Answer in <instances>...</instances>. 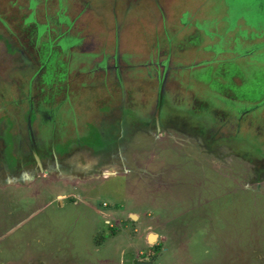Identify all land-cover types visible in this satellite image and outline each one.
Instances as JSON below:
<instances>
[{"label":"rangeland","instance_id":"1","mask_svg":"<svg viewBox=\"0 0 264 264\" xmlns=\"http://www.w3.org/2000/svg\"><path fill=\"white\" fill-rule=\"evenodd\" d=\"M64 1L68 29L57 21L58 0H0V264H264V179L254 182L264 174V0ZM63 31L72 36L60 44L79 50L72 62L88 68L60 84L48 104L61 108L53 123L41 104L52 88L35 76L38 116L29 130L36 141L52 125L61 134L68 122L72 140L81 132L93 141L86 125L98 116L92 95L113 92L118 106L152 110L159 88L161 106L189 111L194 116L184 112L181 120L211 130L203 137L172 127L136 133L129 144L136 154H123L128 189L120 193L104 187L92 200L73 177L54 178V164L36 151L38 165L27 152L28 90L18 81L46 63L40 44ZM103 80L112 83L95 85ZM137 192L143 196L130 195ZM147 232L159 234L150 248L137 237Z\"/></svg>","mask_w":264,"mask_h":264},{"label":"crops","instance_id":"2","mask_svg":"<svg viewBox=\"0 0 264 264\" xmlns=\"http://www.w3.org/2000/svg\"><path fill=\"white\" fill-rule=\"evenodd\" d=\"M78 41L80 43L81 39L78 38ZM74 47L75 45L73 46V48ZM69 48L71 49V47ZM80 53H84V51L82 50V52ZM112 54L114 55V52ZM97 56H102V54L100 53V55L98 54ZM103 56L106 59V64L104 66L102 64L101 66L108 73L107 71L109 70L108 58L110 56V50H109V53H107V51L104 49ZM103 56L101 58H103ZM98 65L100 64L97 63V66ZM116 71H118V69ZM96 78H98V76H96ZM109 83H112V81L103 80V81L97 82L95 85L100 87L101 89L102 88L105 89L104 86L108 85ZM61 88L59 92H61ZM94 93L95 92H93L92 94ZM96 96H98L99 99H97ZM92 99L93 100L88 99V103L92 105V108H93L92 110H95L98 113V116L95 121L93 122L88 121L86 125L89 124L90 126H92V129L95 132L94 134V137H96L95 140L90 141L89 140L90 138H87L85 135L81 134V132H76L77 136L76 138L72 140L69 136L70 135L69 126H71L72 128L73 123L72 125H70V123H68L69 125H67V123L64 124L62 126V128H64L62 130V133L57 134L58 138H60L61 136H63L64 138L62 141L63 142L62 145H59L58 142L56 144L58 158L56 159L57 161H55L57 163V169H59L58 171H61V174L65 173L63 177L66 176V179L73 177L75 184H81V185L86 186L81 189L82 191L86 192L85 195H87L90 198H92V196L94 195H98V194L101 195L102 194L101 192L103 191L100 192V189L103 190L104 187L108 189L109 187H112L113 192H110L111 195L112 193H120L122 192V190L126 191L128 187L126 185V181L123 179V175H124L123 171H125L123 168L126 167L128 169L129 161L124 159L123 154L128 152L131 156H133L136 154L135 151L137 150L136 147H132L133 148L132 151L129 149L130 141H132L131 139H133L136 136L135 135L136 133H139L141 131L143 133H146L147 135L151 134L154 136L155 134L153 133V131L160 133L159 132L160 130L158 128L155 127L156 129H154L153 127L154 125L147 123L149 122L148 120L150 119V117H152L153 115L152 114L153 109L151 110L144 106V109L140 110L141 107L137 108L135 103H127L126 105L118 106L117 96L113 92L112 93L107 92V95L98 93V95H92ZM49 107L50 105L48 106V108ZM159 115H160V112H159ZM31 117H33L32 112H31ZM53 122H54V119H52V123ZM52 127L54 126L53 125L51 126V129L48 131L49 133L54 131ZM96 139H99V141H97ZM136 142L141 143L142 139L138 137ZM147 143L148 145L151 146L153 143V140L151 139ZM71 147H73V152L71 150L70 151L67 150ZM66 151L69 152V155L66 153ZM138 164L140 163L138 162ZM122 165H125V166H123L122 168ZM106 169L108 171H111V174L108 176V180L103 181L105 180L104 178L106 177H103L102 173H103V170H106ZM118 173H121V177L116 175ZM57 179L59 181L60 180L64 181V178H61L60 176ZM99 181H101V184L99 183ZM115 182L117 184H121V186L117 187ZM96 183H99V186H97ZM87 185H89V187H87ZM114 185H116V191L114 190ZM93 189H97V191L99 190L98 193L92 194ZM79 195L83 196L84 193H81ZM130 195L140 197L142 194L137 192L135 195L131 193ZM143 198L146 199L145 196ZM110 199L111 197L108 196L107 197L108 201L116 202L115 199L113 198L111 200ZM64 203L65 201L61 203V207L65 205ZM130 215L131 213H128L129 217ZM136 218H137V215L135 219ZM150 233H153V232H149V233L147 232L145 233V235H143L142 233H139L137 235V237L140 238V240L142 239L141 242L143 243L145 248H150V246H153L152 244L148 243L149 242L148 235ZM154 234L156 235V239L159 238L158 233H154ZM155 248L156 247H154V249ZM136 260L137 259H134V261Z\"/></svg>","mask_w":264,"mask_h":264},{"label":"trees","instance_id":"3","mask_svg":"<svg viewBox=\"0 0 264 264\" xmlns=\"http://www.w3.org/2000/svg\"><path fill=\"white\" fill-rule=\"evenodd\" d=\"M64 2H65L64 0H58V9L59 10L57 9V14H58L57 21H58V23L61 22V23L65 24L67 26V29H68L71 26V21L69 20V18H67L66 13L64 12L65 9L62 8V7H64L63 6ZM32 23L35 24V26H36V33H37L36 40H37L38 36H39L38 35V26L40 24L36 21L35 16H34V21ZM42 26H44V29H45L44 32H47V35H48V32H49L48 23H45ZM65 35L72 36L71 33H68L67 31H63L62 34L58 35V39L56 38L57 40H55V41L48 40L47 42H50V44L49 43L45 44L47 42L43 41V43L40 44V50H42L41 53L44 54V55H42V57L44 58V61L46 63H41L38 67V70H35V67H33L32 75L29 78L24 79V76H22L23 80L21 79L20 81H18V83H22V84L26 83L27 84L28 95L25 97L27 99V103L31 102L30 92L31 91L34 92L32 90L31 84L34 83L33 80H34L35 76L39 75L38 78L36 79L37 83H43L45 86L52 88V90H50V91H45L44 95L42 97L41 104H44V102H45V104L48 105L53 101L52 99L54 98V95L59 93V90L61 88L60 87L61 83H67V84L70 83L71 84L72 77L70 75L73 72L75 73V71L82 72V71L87 70V68H88L87 65L82 66V67H79L77 65V63H79L81 60L76 62V64H75V62L74 63L72 62V60L74 59L73 57H75L76 53L79 52L78 50H74V48H73L74 45L69 46V47H71V49H70L69 47H67V44L66 45L60 44V40L63 38L66 40L67 43H69V39L71 37H66ZM77 41H78V38H77ZM35 45H36V41H35ZM75 46H76V43H75ZM43 47H45V49ZM46 48H47V50H46ZM62 56L64 57L65 60L61 58ZM42 57H40L41 60H42ZM99 63H102V62L100 61ZM68 64H71V65H68ZM162 77L163 76H161V78H159V82L162 81ZM18 86L19 85H17V88H18ZM64 88H68L67 85ZM35 90H36V88H35ZM50 108H51V110L49 108H47L48 114L45 116H49L51 123H52V119H53V116L55 115V112L59 111V109L61 110V108L59 105L57 107L52 106ZM27 112H31V111L27 110ZM35 115L38 116L37 113H35ZM45 116H44V118H45ZM68 123H70V122H68Z\"/></svg>","mask_w":264,"mask_h":264},{"label":"flooded vegetation","instance_id":"4","mask_svg":"<svg viewBox=\"0 0 264 264\" xmlns=\"http://www.w3.org/2000/svg\"><path fill=\"white\" fill-rule=\"evenodd\" d=\"M158 100L157 99V103H158ZM168 104V103H165V105ZM158 106V105H157ZM157 106H155V108H153V112H152V117H150V119L148 120L149 122H147L148 124H151V125H154V129L158 128L159 130H162L164 131L166 128H169V127H172L174 129H178L179 131L183 132L185 135H189L190 134H193V135H199L200 137H203V135L205 134H208V131L211 130L210 127H207V128H200L199 126L201 125H198V124H195V123H191L190 121L187 120V122H185L184 120H181V119H184L182 118L183 117V114L184 112H186V115L187 117H191V116H194L192 115L191 112L189 111H184L182 109H178V108H175V107H172V106H166L165 108L163 106H161V103L159 105V112H160V115H159V120H158V127L157 125L155 126V121H154V113L156 111V108ZM28 111L30 110L33 115L35 113V109H34V112H33V104L31 102L28 103ZM31 112H28V124H27V127H28V144L26 143V147H28V154L34 158L33 156V151H37L38 154L40 155H43L45 161L47 162V165L49 166L50 164H54L55 165V168H52L54 171L51 173V175L54 177V178H58L59 176L61 178H63L61 176V173L58 172L57 170V163L55 161H57L56 159L58 158V155H57V142L59 145H62L63 144V136H61L60 138L57 137V134H55L54 132H47L45 134L42 133V139L36 141L35 138L33 137L32 133H31V130H29L30 128V118H31ZM187 114H190V115H187ZM185 119H188V118H185ZM26 120V121H27ZM147 124V125H148ZM156 127V128H155ZM200 128V129H199ZM202 129V130H201ZM202 135V136H201ZM223 138L222 139V142L224 141H227L230 143V139L227 138L225 135H221ZM212 139H214L215 137H211ZM229 139V140H228ZM57 140V141H56ZM221 142V143H222ZM38 143V144H37ZM223 145V143L221 144ZM220 145V147H221ZM239 146V144L236 146V148ZM60 147V146H59ZM54 148V149H53ZM235 149V151H233V153L237 154V155H240V147L238 149ZM39 149L42 150L39 151ZM72 152H73V148L70 149ZM239 150V152H238ZM63 153V152H62ZM66 153L69 155V152L66 151ZM64 154V153H63ZM46 155H48V158L46 159ZM8 156L11 157L12 156V147L10 149L9 147V151H8ZM63 159V158H62ZM56 163V164H55ZM43 165H44V162H43ZM44 167V166H43ZM40 168V167H39ZM47 170V168H43V170ZM45 170V171H46ZM50 172V170H49ZM105 173V171H104ZM17 175L20 174V173H16ZM14 174V175H16ZM13 175V176H14ZM256 175V174H255ZM13 176H10L8 177L9 179H12ZM109 176V175H108ZM107 175H105V177H108ZM256 177V176H255ZM258 178H262L264 179V174H260L259 177L255 178L254 182L255 184L258 185ZM7 179V178H5ZM46 191L42 192V193H45Z\"/></svg>","mask_w":264,"mask_h":264},{"label":"water","instance_id":"5","mask_svg":"<svg viewBox=\"0 0 264 264\" xmlns=\"http://www.w3.org/2000/svg\"><path fill=\"white\" fill-rule=\"evenodd\" d=\"M158 103H157V108H156V111H155V113H154V121H155V125H158V120H159V105H160V103H161V88H159V92H158ZM33 156H34V158H35V160H36V162H37V164L39 165V158H38V156H37V153L35 152V151H33ZM130 217L132 218V219H135V215L134 214H131L130 215ZM156 240V235L154 234V233H150L149 235H148V241L149 242H153V241H155ZM134 263L135 264H152L151 263V261H145V260H136V261H134Z\"/></svg>","mask_w":264,"mask_h":264},{"label":"bare ground","instance_id":"6","mask_svg":"<svg viewBox=\"0 0 264 264\" xmlns=\"http://www.w3.org/2000/svg\"><path fill=\"white\" fill-rule=\"evenodd\" d=\"M61 173V172H60ZM109 173H111V171H106L105 174L108 175ZM135 215V214H134ZM136 216V215H135Z\"/></svg>","mask_w":264,"mask_h":264}]
</instances>
